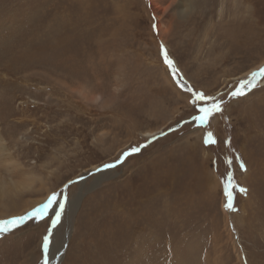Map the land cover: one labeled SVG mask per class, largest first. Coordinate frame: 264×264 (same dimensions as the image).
I'll return each mask as SVG.
<instances>
[{
	"label": "rangeland",
	"instance_id": "374dc122",
	"mask_svg": "<svg viewBox=\"0 0 264 264\" xmlns=\"http://www.w3.org/2000/svg\"><path fill=\"white\" fill-rule=\"evenodd\" d=\"M260 68L264 0H0V141L35 178L0 227L56 196L0 264H264V79L231 96Z\"/></svg>",
	"mask_w": 264,
	"mask_h": 264
},
{
	"label": "snow or ice",
	"instance_id": "6c2138e0",
	"mask_svg": "<svg viewBox=\"0 0 264 264\" xmlns=\"http://www.w3.org/2000/svg\"><path fill=\"white\" fill-rule=\"evenodd\" d=\"M164 60L165 63L168 65V67L171 69L172 73L175 75L178 73V69L175 67V64L172 60L168 58V54L166 50L164 51ZM258 79H264V68H260L259 71H253L251 73V78L247 82H241L240 87L237 88L235 91L231 93V96L233 98H238L247 95L255 86ZM187 91L191 93V101L190 103L195 107L196 109V115L193 117L194 121L199 124L201 128H205L211 119L217 114L223 111L222 109V101L218 100L216 97L205 95L203 92H195L191 88H187ZM206 143H212L214 144L216 141L213 138L212 133L209 131L207 132V138ZM140 152V148H133L129 153H125V156L131 155V154H138ZM107 167L111 168L114 167V165H108ZM241 167H244L242 164ZM246 170V168H245ZM232 184V178L226 179V191L227 186ZM240 191L244 194H247L246 188H240ZM56 201V196L53 195L46 204H44L41 207H38L34 209L32 212L28 213L25 216H21L19 218H14L9 223L13 224V228H6V227H0V234H5L10 231H13L15 227H19L20 225L24 224L27 220L35 219L40 220L44 217L45 213L47 212L48 208ZM233 197L231 194H229L228 197V204L226 207H228L231 211H236V209L233 207L232 204ZM63 211V207L61 206V212ZM60 221V215L58 214L56 216V219L52 222L53 226L58 224ZM48 238H44L43 242V248L44 251L47 252L48 249Z\"/></svg>",
	"mask_w": 264,
	"mask_h": 264
},
{
	"label": "bare ground",
	"instance_id": "6f19581e",
	"mask_svg": "<svg viewBox=\"0 0 264 264\" xmlns=\"http://www.w3.org/2000/svg\"><path fill=\"white\" fill-rule=\"evenodd\" d=\"M34 179L11 156L4 142L0 141V200H4L12 195L18 196L25 191H30Z\"/></svg>",
	"mask_w": 264,
	"mask_h": 264
},
{
	"label": "water",
	"instance_id": "95a60500",
	"mask_svg": "<svg viewBox=\"0 0 264 264\" xmlns=\"http://www.w3.org/2000/svg\"><path fill=\"white\" fill-rule=\"evenodd\" d=\"M113 165L115 166L116 164H113ZM108 168H109V167L106 166V167L103 168V170H106V169H108ZM82 179H83V178H80V179H78L77 181H81ZM69 184H70V183H69ZM69 184H68V185H69ZM65 195H66V194H65ZM65 195H64V196H65ZM65 202H66V197H65V199L63 200V204H64ZM56 214H57V213H56ZM57 215H58V214H57ZM57 215H56V216H57ZM59 215H60V217H61V214H60V213H59ZM55 219H56V218H55ZM56 226H57V224H56L55 226L52 225L51 229L49 230V233H48V236H47L49 242H50V235L53 234V233L55 232ZM46 254H47V252H46ZM57 258L60 259V260H62V258H63V250L60 251V254L57 256ZM58 259L56 260V262L59 261ZM56 262H55V263H56Z\"/></svg>",
	"mask_w": 264,
	"mask_h": 264
}]
</instances>
